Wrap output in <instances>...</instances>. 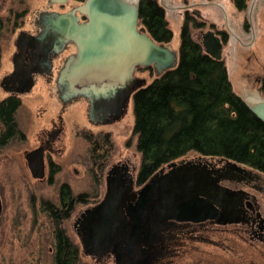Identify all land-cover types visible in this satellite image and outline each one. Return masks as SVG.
<instances>
[{
	"label": "water",
	"instance_id": "95a60500",
	"mask_svg": "<svg viewBox=\"0 0 264 264\" xmlns=\"http://www.w3.org/2000/svg\"><path fill=\"white\" fill-rule=\"evenodd\" d=\"M139 3L82 0L63 11L42 9L35 18L37 33H18L14 68L0 86L8 94L30 93L36 75L53 74V58L74 45L56 70L53 91L60 103L84 98L90 119L108 123L124 117L134 93L148 84L138 70L152 68L155 76H162L179 63V47L155 40L140 22ZM206 36V52L220 59L219 38L212 31ZM245 102L264 121V98ZM43 156V146L25 154L35 178L45 177ZM136 172L127 163H114L105 174L103 197L82 212L77 233L86 255L112 253L115 264H151L162 255L161 243L176 221L226 224L241 219L242 195L221 184L228 171L209 162L172 161L139 187Z\"/></svg>",
	"mask_w": 264,
	"mask_h": 264
},
{
	"label": "rangeland",
	"instance_id": "374dc122",
	"mask_svg": "<svg viewBox=\"0 0 264 264\" xmlns=\"http://www.w3.org/2000/svg\"><path fill=\"white\" fill-rule=\"evenodd\" d=\"M164 1L170 6L178 3V0ZM79 2L69 1L63 8L67 10ZM59 8L52 7L48 0H0V15L6 20L0 42L3 57L0 79L11 68L10 58L15 50L11 38H16L21 30L33 29L34 19L42 9L60 11ZM167 16L174 31L171 45L179 47V13L169 9ZM137 74L147 78L148 83L155 76L153 70L151 72L144 68ZM236 78L239 79L237 75ZM37 82L30 93L21 95L22 104L16 115L26 136L24 139H14L0 152V197L3 204L0 217V264H53L56 222L44 203H59L63 183H68L75 195H87L86 202H77L70 216L61 223L70 240L79 245L80 255L76 264H115L112 258L95 262L84 254L74 229V220L84 208L101 200L106 188L105 174L114 163H128L138 172L141 154L133 133V101L122 120L111 127V141L105 142L101 150L102 160L96 162L91 154L92 141L85 133L80 134L83 128L90 127L84 100L78 99L63 106L53 91L54 81H48L47 84L39 79ZM234 88L239 91L237 84ZM6 94L0 86V98ZM59 115H62L64 127L54 144L52 157L55 164L49 173L47 170L44 179L35 178L24 158L25 154L35 149L40 144V138L45 137L48 131L55 129L54 123L59 121ZM199 156L192 152L185 159ZM52 169L55 172L53 182H50ZM207 231L211 238L220 243L182 240L178 253L165 259L169 260L167 264H264L263 249L249 247L231 233L216 229Z\"/></svg>",
	"mask_w": 264,
	"mask_h": 264
},
{
	"label": "trees",
	"instance_id": "16d2710c",
	"mask_svg": "<svg viewBox=\"0 0 264 264\" xmlns=\"http://www.w3.org/2000/svg\"><path fill=\"white\" fill-rule=\"evenodd\" d=\"M239 10L247 0H233ZM140 22L150 35L170 42L174 32L159 0H140ZM6 20L0 15V42ZM2 49L0 46V64ZM152 72V68H144ZM225 63L206 54L192 37L188 20L181 28L179 63L162 76H154L133 95V133L141 154L136 184L142 185L156 171L172 161L195 152L241 162L264 171V121L236 93ZM22 98L6 94L0 98V152L14 139L26 136L20 128L17 111ZM101 143L102 147H97ZM106 141H94L92 157L102 160ZM54 169L50 182H53ZM85 193L75 195L68 183L60 188L59 203L44 205L56 222L53 264H76L79 245L70 240L62 221L77 202H86Z\"/></svg>",
	"mask_w": 264,
	"mask_h": 264
},
{
	"label": "flooded vegetation",
	"instance_id": "af4514ba",
	"mask_svg": "<svg viewBox=\"0 0 264 264\" xmlns=\"http://www.w3.org/2000/svg\"><path fill=\"white\" fill-rule=\"evenodd\" d=\"M160 3L165 6L167 12L169 9H172L179 13L180 34L183 22L185 19L188 20L190 33L193 39L202 46L204 52L207 51V47L204 43L207 42L206 34L210 31L214 32V37L220 40L218 41V45L221 50V58L218 60L223 61L228 67V74L233 87L236 86V84L238 85L239 91L234 88L237 94L244 100H251V97H254L251 101L264 98V0H247V7L243 10H239L233 0H178V3L173 6L165 4L166 2L164 0L160 1ZM66 5L67 3L54 4L53 6H59V10L63 11V7H66ZM166 17L169 22L167 13ZM35 23L33 29L30 28L26 30L32 35L37 33ZM170 27L172 28L171 25ZM11 39L13 40L12 42L15 49L13 53H15L18 50L15 42L17 41V36ZM74 49V45H69L64 52L54 57L53 74L43 73L41 75H36V82L37 80L39 81V79H42L45 83L48 81H55L56 70L63 63L65 54L74 52ZM206 54L209 53L206 52ZM13 55H11L10 58L11 68L7 73H10L14 68ZM56 65H58V67H56ZM239 69L241 70L239 71ZM7 73H5V75ZM236 75L239 79L236 78ZM3 77L4 74L1 76V79ZM232 79H234L235 83H233ZM18 96L21 97V95ZM79 100H84L88 110V101L84 98H80ZM86 118L90 127L83 128V132L80 134L85 133L87 137L90 138V141H92V147H95L93 143L96 139L100 142L101 140L111 141V134L113 131L111 127L119 123L123 117L105 123L97 119H90L87 112ZM57 123H54V126H56L55 129H53V131H48L45 137H41L40 144L36 146V148L38 146L44 147L43 157L46 165L45 177L47 170L49 173L50 169L53 168L52 166L55 164L52 153L55 149L54 144L56 138L63 132L62 115H59V121ZM79 131L81 132V129ZM98 144L100 147L102 146L101 143L98 142ZM194 159H202L203 161L211 163L215 168L228 171L227 176L221 179V184L242 195L240 203V208L242 210L241 219L226 224L217 223L212 219L176 221L174 227L167 232L169 237L161 243L163 248L162 255L151 264H167L169 260L166 261L165 259L178 253L177 249H179V244L183 242L182 240L191 239L199 242L212 241L214 243H220L218 240L210 237L207 231L208 229H216L220 232L231 233L249 247L252 246L255 249L258 247L264 250V171L257 170L247 164L225 157L200 155L198 158ZM117 163H120V161ZM232 164H235V166ZM139 186L137 185L136 187ZM87 208H84L74 220V229L76 233L81 214ZM81 250L83 251V248ZM87 256L93 258L95 262L102 261L105 258H114L112 253L101 256Z\"/></svg>",
	"mask_w": 264,
	"mask_h": 264
},
{
	"label": "bare ground",
	"instance_id": "6f19581e",
	"mask_svg": "<svg viewBox=\"0 0 264 264\" xmlns=\"http://www.w3.org/2000/svg\"><path fill=\"white\" fill-rule=\"evenodd\" d=\"M254 99V97H251V100H253Z\"/></svg>",
	"mask_w": 264,
	"mask_h": 264
}]
</instances>
